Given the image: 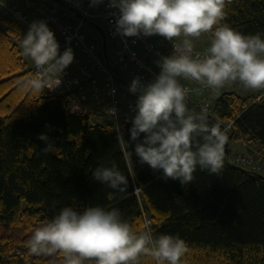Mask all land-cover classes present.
<instances>
[{"label": "trees", "instance_id": "1", "mask_svg": "<svg viewBox=\"0 0 264 264\" xmlns=\"http://www.w3.org/2000/svg\"><path fill=\"white\" fill-rule=\"evenodd\" d=\"M225 11L222 23L264 39V0H232ZM21 31L13 19L0 30V264H62L59 253L30 254L26 241L66 206L117 208L137 233L179 236L188 246L181 264H264V174L228 160L231 143L241 140L264 153V92L217 99L209 124L224 129L233 122L223 170L210 175L197 168L192 183L181 185L141 165L135 154L128 158L133 119L120 134L93 128L71 114L67 95L27 87L34 75L14 42ZM112 162L128 177L124 192L92 178L96 167ZM141 264L154 262L141 257Z\"/></svg>", "mask_w": 264, "mask_h": 264}, {"label": "clouds", "instance_id": "2", "mask_svg": "<svg viewBox=\"0 0 264 264\" xmlns=\"http://www.w3.org/2000/svg\"><path fill=\"white\" fill-rule=\"evenodd\" d=\"M105 0H89L98 7ZM232 0H108L118 10L115 34L123 37L159 35L173 43V53L155 61L160 69L148 81L135 76L128 88L139 94L130 128L133 154L165 180L191 184L199 168L219 175L224 167L227 129L209 124L204 112L188 107L190 89L180 79L195 81L213 93L239 82L245 89L264 90V39L260 33L243 34L226 23V4ZM211 33L206 52L194 53L193 40ZM177 39L180 40L177 43ZM23 54L31 58L41 75L26 86L41 92L51 77H59L74 60L73 50L61 54L54 32L44 20L33 21L21 40ZM116 117L117 109H109ZM143 134V137L142 135ZM46 140V135L39 137ZM118 139L126 142L121 134ZM92 178L114 192H124L126 177L115 162L98 166ZM113 194H108L112 199ZM32 255L59 253L62 264H141L150 257L154 264H181L188 252L179 236L150 231L137 233L122 219L119 209L89 206L82 212L63 207L46 224L37 227L26 241Z\"/></svg>", "mask_w": 264, "mask_h": 264}, {"label": "built area", "instance_id": "3", "mask_svg": "<svg viewBox=\"0 0 264 264\" xmlns=\"http://www.w3.org/2000/svg\"><path fill=\"white\" fill-rule=\"evenodd\" d=\"M61 1L67 3L70 9L61 11L58 7L32 0H0V11L3 17L16 21L24 31H28L33 21L44 20L47 23L60 45V53L70 47L74 60L62 72L61 83L57 86L59 77L53 76L45 84L44 90L53 95H67L71 114L85 118L91 127L120 134L122 125L136 114L137 96L128 91L131 80L138 75L146 82L158 74L160 69L155 61L160 56L171 55L173 43L159 35L137 38L115 34L118 10L110 8L108 0L98 7H90L89 0ZM86 23L96 26L101 34V43L91 42L84 31ZM104 51L111 68L120 73L127 88L121 85L108 67ZM32 73L34 78L41 75L36 66ZM180 83L190 89V110L204 112L207 117L215 114L216 93L195 81L181 78ZM111 108L117 109L116 117L109 111ZM232 124L224 129L228 131ZM256 154L264 159L263 152L256 151ZM228 160L232 165L254 174H264V163L247 154L231 152Z\"/></svg>", "mask_w": 264, "mask_h": 264}, {"label": "rangeland", "instance_id": "4", "mask_svg": "<svg viewBox=\"0 0 264 264\" xmlns=\"http://www.w3.org/2000/svg\"><path fill=\"white\" fill-rule=\"evenodd\" d=\"M32 1L39 3V4L43 3V4H46V5L51 6V7H58L61 11H65L67 9H70L69 5L67 3L61 1V0H59V1H61L63 5H57V4L53 3L51 0H32ZM7 20H10V19L3 17L1 14V11H0V30L5 29V21H7ZM84 31L86 32V34L91 39V42L98 43V44L101 43V34L95 25L93 26L91 24L86 23L84 26ZM26 33H27V31H24L22 29V31H21L20 35L17 37V39H14V42L19 47V49L22 53V57H23V60H24L25 66H26V70L31 71L33 69V67L35 66V64L31 60V58L26 57L23 54V50H22L21 43H20L22 38H23V35H25ZM211 39H212L211 33H207V34H203L199 39L193 40L194 52H206L207 48L210 46ZM263 92H264V90L253 91V90L246 89V91H242L241 95H244V96H249V95L256 96L257 95L259 97ZM231 123L232 122H230L228 124H231ZM230 148L232 151L236 150L234 142H233V144H231ZM254 151H255L254 154L244 153V152H242V153L247 154L250 157L256 158L258 160L259 157L256 154V150H254ZM147 225L150 226L151 225L150 222H148Z\"/></svg>", "mask_w": 264, "mask_h": 264}, {"label": "crops", "instance_id": "5", "mask_svg": "<svg viewBox=\"0 0 264 264\" xmlns=\"http://www.w3.org/2000/svg\"><path fill=\"white\" fill-rule=\"evenodd\" d=\"M242 91H246V89L239 82H236L230 86H227L221 89L217 95V98H219L223 94H228V93H235L241 97H246L244 95H241ZM231 144H233V142ZM234 145L236 147V150H233V151L235 152H241V153L244 152V153L254 154L255 152L254 150L257 151V148L250 145L247 140H241V141L234 142Z\"/></svg>", "mask_w": 264, "mask_h": 264}, {"label": "water", "instance_id": "6", "mask_svg": "<svg viewBox=\"0 0 264 264\" xmlns=\"http://www.w3.org/2000/svg\"><path fill=\"white\" fill-rule=\"evenodd\" d=\"M53 3L57 4V5H63L61 1L59 0H51ZM79 18H81L79 16ZM104 56L107 62L108 67L112 70V72L114 73L115 77L119 80V82L121 83V85L123 87H128L127 83L124 81V79L122 78V76L120 75V73L116 70V69H112L110 64H109V57L106 53V51H104ZM137 96L139 95L138 93L136 94ZM226 154L229 153V141L226 143V148H225Z\"/></svg>", "mask_w": 264, "mask_h": 264}, {"label": "bare ground", "instance_id": "7", "mask_svg": "<svg viewBox=\"0 0 264 264\" xmlns=\"http://www.w3.org/2000/svg\"><path fill=\"white\" fill-rule=\"evenodd\" d=\"M258 161H259L260 163H264V159H263V158H259Z\"/></svg>", "mask_w": 264, "mask_h": 264}]
</instances>
